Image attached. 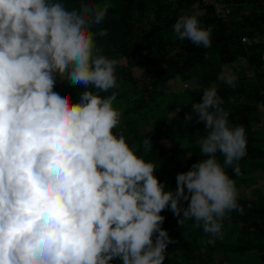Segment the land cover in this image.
<instances>
[{
    "label": "clouds",
    "instance_id": "clouds-1",
    "mask_svg": "<svg viewBox=\"0 0 264 264\" xmlns=\"http://www.w3.org/2000/svg\"><path fill=\"white\" fill-rule=\"evenodd\" d=\"M109 8L90 0L71 8L66 0H0V264H162L172 242L163 210L210 236L240 211L226 169L240 174L246 131L230 123L215 84L184 117L203 124L197 144L205 158L176 174L174 190L122 132L113 133L121 118L116 94L100 93L117 86L118 61L96 43L107 35L99 26ZM203 14L193 0L190 14L174 21L175 36L209 48ZM57 79L82 87L77 102L54 90ZM217 79L236 86L230 72ZM142 144L151 151L148 137Z\"/></svg>",
    "mask_w": 264,
    "mask_h": 264
},
{
    "label": "trees",
    "instance_id": "trees-1",
    "mask_svg": "<svg viewBox=\"0 0 264 264\" xmlns=\"http://www.w3.org/2000/svg\"><path fill=\"white\" fill-rule=\"evenodd\" d=\"M223 1L233 6L226 17L214 15L212 8L203 6L200 0L204 14L199 19L205 27L212 28L211 46L203 48L187 39H178L172 28L179 15L190 14L193 0H90L94 4H110L107 17L99 26L107 29V35L97 37L96 43L104 55L118 61L117 86L100 93L103 97L114 92L115 101L120 104L121 118L113 133L122 132L138 156L156 165L154 175L165 184L166 190L175 189L178 172L187 171L194 162L205 158L197 144L204 135L203 124L185 121L184 117L191 111V105L199 102L203 90L213 84L224 101L222 107L229 113L230 123L243 125L246 131L247 153L236 162L240 174H234L230 167L227 174L243 183L250 172L264 168V129L251 128L258 120V107L264 109V56L259 51L249 52L240 41L243 35L264 36V11H254L264 0ZM66 3L69 8L78 7L80 0ZM239 57L244 65L236 62ZM201 63L209 65L205 81L198 72ZM224 64L242 69L236 74L235 87L217 79ZM54 90L67 93L73 103L83 91L80 85L73 86L60 79ZM165 91L171 93L162 98ZM146 137L152 142L151 151L147 152L142 144ZM164 140L170 146H164ZM217 158L223 164V157L218 154ZM237 199L240 211L226 215L222 222L224 237H213L214 244L204 243L205 238L200 237L206 233L196 228L193 220L181 218V224L170 209L163 210L161 215L165 219L161 227L167 230L172 242L167 245L162 264H207L204 254L215 251L222 255L256 254L254 261L246 259L252 264H264V206L252 198ZM227 223L236 225L235 233L225 229ZM228 234L232 242L225 238ZM112 264L121 261L114 259ZM218 264L227 263L222 258Z\"/></svg>",
    "mask_w": 264,
    "mask_h": 264
},
{
    "label": "rangeland",
    "instance_id": "rangeland-1",
    "mask_svg": "<svg viewBox=\"0 0 264 264\" xmlns=\"http://www.w3.org/2000/svg\"><path fill=\"white\" fill-rule=\"evenodd\" d=\"M148 52H149V50L144 52L143 56L146 55ZM236 62L238 64L242 65L244 63V60H243V58L239 57L236 60ZM236 62H234V63H236ZM234 63H232L231 65H233ZM154 65H156V64H154ZM228 66H230V65L229 64H224L221 68H222V70H224V69H227ZM134 70L137 71V72L139 71V69H137V68L134 69ZM198 71L201 72V65H199ZM200 75H201V78H203L204 81H205L206 74L202 73ZM170 93H171L170 91H168V92L165 91L164 95L162 96V98L167 97ZM113 107L115 109H117L118 111L121 110L120 104H117L116 101L113 102ZM169 114H171V113H169ZM162 143L166 147L170 146V143H169L168 140H164ZM140 145H142V144H140ZM140 148H141V146H140ZM247 179L248 180H245L243 183H241V182L237 183L238 180L234 181V182H236L235 185H236V188L238 190V197L252 198L256 203H258L259 205L264 206V168L259 169V170H255L253 172H250V174H249ZM236 228L237 227H236V225L234 223H227L226 226H225V229L227 231H229V232L232 231L233 233H235V231L237 230ZM223 232H224V230H221L220 234H218L217 236H210L209 234H204L200 238L201 239L205 238V240L212 239L213 237L215 239H223V237H224L222 235ZM228 236H229V234L225 238H228L227 241L232 242L233 238L232 237L229 238ZM254 255L257 257L256 254H254ZM254 255L253 254H247V253H243V254H239V255H235V254L222 255L220 251H215V252L210 253V254H208V253L204 254V260L206 261L207 264H218V261L220 259H222V258L224 259V261H226L227 264H252V263H249V261L247 259H249L251 261H254ZM230 256H233V259L230 258ZM231 259H232V261H231Z\"/></svg>",
    "mask_w": 264,
    "mask_h": 264
},
{
    "label": "crops",
    "instance_id": "crops-1",
    "mask_svg": "<svg viewBox=\"0 0 264 264\" xmlns=\"http://www.w3.org/2000/svg\"><path fill=\"white\" fill-rule=\"evenodd\" d=\"M254 11L256 12H260V11H264V3H258L257 6L255 7ZM233 20H237V16H233L232 18ZM258 35V34H257ZM248 47V51L249 52H254V51H259L263 54L264 56V36L259 34L257 37V40H255L253 43L247 45ZM245 62L242 64L244 65ZM201 65V72H199V74L201 73H206V70L209 69V65L207 63H201L199 64ZM198 65V67H199ZM205 66V67H204ZM223 71H227L232 73L233 75L236 76V74L238 72L241 73L242 69H239L237 67L234 66H230L227 69H224ZM245 74L247 73L246 71L244 72ZM259 109L257 110V116H258V120H256L254 123L251 124V128L253 129H258V130H263L264 129V109L261 107H258Z\"/></svg>",
    "mask_w": 264,
    "mask_h": 264
},
{
    "label": "built area",
    "instance_id": "built-area-1",
    "mask_svg": "<svg viewBox=\"0 0 264 264\" xmlns=\"http://www.w3.org/2000/svg\"><path fill=\"white\" fill-rule=\"evenodd\" d=\"M203 6H210L214 15L219 17L228 16L233 9V6L223 0H201ZM204 12V8H201ZM258 35L247 37L241 36L240 41L246 45L253 43L257 40Z\"/></svg>",
    "mask_w": 264,
    "mask_h": 264
}]
</instances>
